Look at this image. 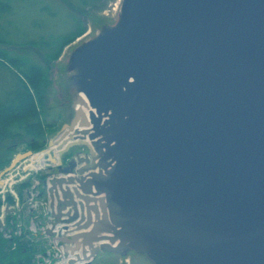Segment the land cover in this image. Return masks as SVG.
<instances>
[{"label":"water","instance_id":"obj_1","mask_svg":"<svg viewBox=\"0 0 264 264\" xmlns=\"http://www.w3.org/2000/svg\"><path fill=\"white\" fill-rule=\"evenodd\" d=\"M65 70L70 119L48 148L67 139L0 179L56 165L45 233L74 245L68 264H264V0H120Z\"/></svg>","mask_w":264,"mask_h":264},{"label":"rangeland","instance_id":"obj_2","mask_svg":"<svg viewBox=\"0 0 264 264\" xmlns=\"http://www.w3.org/2000/svg\"><path fill=\"white\" fill-rule=\"evenodd\" d=\"M87 2L89 3L84 5V8L79 7L80 10L76 12L74 10V7L77 6L76 0H10L11 8L9 12L0 18V33L2 34V37L10 43L9 46H4V48L10 49V51L12 47H16L15 49L17 50H26V47L24 46L32 40L39 41L41 38L47 39L50 36L65 35L74 28L75 20L82 21L84 33L66 45L62 49L58 58L47 61L50 87L46 91L44 104L40 107V113L41 120L44 125L51 124L53 126H51V130H46L47 133L43 137L45 139V144L42 150H51L53 153H55L58 149L56 145L60 144L59 141H57L55 142L56 147L53 146L52 148H48L49 140L56 135L57 131L61 129L64 123L68 122L71 114L70 109H68L70 107V96L66 95L65 92L69 76V73L65 70L68 58L74 48L83 42L94 38L104 25H113L115 23L120 0H91V3L90 1ZM52 52L53 50L48 53ZM14 72H16L15 69L11 70L9 68L0 67V102L5 103L7 98L14 93L15 87L18 83ZM10 131L12 133L18 131L23 134L22 130H18L17 127L10 128ZM71 141H74V139ZM10 142L11 141L8 143L10 144ZM4 143L5 142H3V146ZM4 149L5 146L1 148L0 145V151L2 152ZM76 149V151L79 150L77 146ZM42 150H39L34 154L38 155ZM25 151H27L26 144L17 143L12 146L11 152L5 154L3 153V155L2 153L0 154L4 160L8 161L11 160L15 154L23 153ZM71 155H73V152ZM31 160L29 159L27 162L31 164ZM68 160H71V158ZM41 163L42 168L40 170L36 167L37 169H32V171H29L30 174L27 175L32 183H35L33 186L36 187L38 178L46 179L48 173H57L56 165H52L47 161ZM24 165L25 163L18 165L15 170L9 173L7 178L9 177L12 180H17V173L21 175V170ZM44 165H50V167H45ZM48 168H51L52 171L48 172ZM15 175L17 176L16 178ZM13 187H16V185H13ZM39 188L41 187H38V189ZM35 196L33 198L38 202H36L37 204L34 208H31V203L29 204L28 200L19 205L21 207L19 215V221L21 223L19 236L24 239V241L37 244V249L45 250L44 253H42V251H37L32 257L33 262H36L38 257L40 259L43 257L49 261L51 259L50 264H66V262L61 261L62 259H58L59 257H57V259H53L52 255L55 254V252L50 249V246H54L63 251L64 255L67 256L69 252H66V248L67 250H71L70 247L74 248V245L56 244L53 241V237H47L40 234L42 232L41 227L51 226L54 219L52 216L53 213H51V211L48 212L46 208L44 209L40 204L39 201H41V197L37 200ZM30 210H33V212L31 213ZM27 215H31V218L27 219ZM59 220L62 222V218ZM58 225L60 226V224ZM83 264L150 263H148V261L143 257L133 255L132 253H123L118 255L99 250L91 261L84 262Z\"/></svg>","mask_w":264,"mask_h":264},{"label":"trees","instance_id":"obj_3","mask_svg":"<svg viewBox=\"0 0 264 264\" xmlns=\"http://www.w3.org/2000/svg\"><path fill=\"white\" fill-rule=\"evenodd\" d=\"M76 1L77 6L74 7L76 12L84 8V5L89 3L87 1L91 3V0ZM10 8V0H0V18L5 16ZM74 24V28L65 35L28 42L24 46L26 50L23 51L15 49L16 47H12L11 51L4 48L10 43L0 33V67L15 69L14 74L18 80L14 93L5 103L0 102V145L1 148L5 146V149L0 151L2 155L11 152L12 146L17 143L26 144L27 150L32 152H38L44 148L43 137L47 133L46 130H51L53 126L44 125L40 113L46 91L50 87L47 61L58 58L66 45L84 33L81 20H75ZM51 50L53 52L48 53ZM12 127L22 130L23 134L18 131L12 133L10 131ZM9 141H11L10 144ZM3 142H5L4 146ZM2 155L0 154V170L8 166L10 162V160H4ZM29 186L30 181H25L17 187L21 198L24 189ZM37 247V244L24 241L21 237L5 239L0 232V264H33V255L37 251H43Z\"/></svg>","mask_w":264,"mask_h":264},{"label":"built area","instance_id":"obj_4","mask_svg":"<svg viewBox=\"0 0 264 264\" xmlns=\"http://www.w3.org/2000/svg\"><path fill=\"white\" fill-rule=\"evenodd\" d=\"M23 169V168H22ZM22 171V170H21ZM18 174V179L17 180H12L11 178H6L3 181V185L0 187V223L3 224L4 216H5V209L11 208L13 211L18 208V198L16 193L13 190V185H15L17 182L21 181L24 179V175L21 172V175ZM17 176L15 175V178ZM10 194L12 195L14 202L12 205H8L6 203V197L7 195ZM14 235H20V229L19 226L17 225V231L14 232ZM5 237H11V231H7L4 234ZM39 259V257L37 258ZM37 264H50V261L43 258L41 261H37ZM58 264V263H57Z\"/></svg>","mask_w":264,"mask_h":264},{"label":"bare ground","instance_id":"obj_5","mask_svg":"<svg viewBox=\"0 0 264 264\" xmlns=\"http://www.w3.org/2000/svg\"><path fill=\"white\" fill-rule=\"evenodd\" d=\"M63 139H67V136H65ZM63 139H59L58 141H59V144H61L62 143V140ZM32 162H36V163H41V161L40 160H38V158H36V160L35 161H32ZM38 165H33L32 167L33 168H36ZM81 232H86V231H81Z\"/></svg>","mask_w":264,"mask_h":264}]
</instances>
